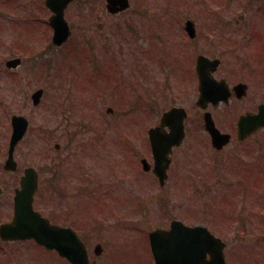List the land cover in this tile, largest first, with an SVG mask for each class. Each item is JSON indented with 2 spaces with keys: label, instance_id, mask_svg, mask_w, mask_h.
<instances>
[{
  "label": "rangeland",
  "instance_id": "rangeland-1",
  "mask_svg": "<svg viewBox=\"0 0 264 264\" xmlns=\"http://www.w3.org/2000/svg\"><path fill=\"white\" fill-rule=\"evenodd\" d=\"M74 1L75 3L65 13V19L72 29V36L66 47L61 49L49 47L51 31L48 27L44 30L36 29L30 33L33 34L30 36V42L32 46L36 45L41 50L39 62H45V65L42 64L38 69V66L35 67V64H31L28 68V63L34 59L38 60V58L31 57V61H26V64H22L16 70L15 74L20 77V83L13 87L10 86L8 73L6 74L0 68V168L6 158L7 142L10 134L9 118L12 114L22 113L27 117L30 124L25 139L15 152L18 171L15 172L14 179L17 182L18 172L21 173L24 167L33 166L39 173V189H43L45 181L49 180L50 177L55 178L59 175L56 163L62 156L66 159L65 171L69 166L78 165L80 161L84 160L82 161L84 165L77 172V175L79 177L86 175L89 169L85 160L89 161L87 159L89 155L88 152H79V150H85L86 145H100V142H106L107 140L117 141L120 138V132L114 130L109 135L111 132L102 130L105 129L106 125L120 124L123 121L124 113L121 115L118 112L129 109V112H126L124 116L127 120L124 121V125L127 128L130 126L133 130H127V136L138 134L136 133V126L139 122L145 135V129L158 124V120L164 111L175 104H184L188 110L186 124L193 129L190 133L194 134L187 140L185 148H188L190 140L195 141L192 149L193 154L187 159L201 161V167H206L215 161L216 167H221V170H223V175L219 177L220 179L207 177L206 174L209 169L203 168L204 170L200 171V174L197 173V176L203 178L198 177L189 179V181L185 178L180 179L178 171L172 173L177 168L176 163L180 158V154H178L174 156L171 164L170 193L168 189L158 188L156 184L153 188L150 183L148 184L147 179H144V182L150 188L142 195V211L138 210L140 206L138 207L136 204L134 206V202L127 205L126 202L123 203L125 198V201L128 200L129 195L126 197L123 195V201L120 196L112 197L114 202L119 203L114 205L111 201V206L116 207L114 209L116 216H111L117 219L119 224L116 225L117 222L113 228L105 229L108 232L104 233L106 237L104 240L108 242L105 243V249L112 259L108 264H148L150 260L147 253V233L157 227H168L172 220H179L187 225H206L213 231L214 235L220 236L227 246L225 250L227 264H264V242L261 241L264 239L262 237L264 236V227H257L251 222L249 224L241 223L239 227L232 225V228L215 226V220L219 216L221 217L220 220L227 221L230 224L232 220L236 219L234 215H238L239 206L244 204L240 182L244 181L247 175L253 172L251 167L246 165H253L256 169L264 167V133H256L244 145L231 143L217 153L213 152L207 139L206 142L200 140L203 133L196 127L201 121L200 111L194 104L196 101V83L194 77L188 79L193 64L188 63L190 56L184 45L188 42L192 52L210 53V55H213L212 57H218L222 60L216 73L218 77H227L230 82L234 81L239 75L246 77L247 74H244L239 63L242 54L239 50H234L233 43H231V40L239 43V36L234 35L225 38L228 40H226L227 46L233 49L230 52L225 46L221 50L215 48V46H210L208 38H200V35H202L201 31L213 33L209 28L218 26L230 28L233 31L235 30L236 33L237 30H249L252 24L262 27L264 25V10L262 9L264 0H254V2H248L247 0H212L207 3H202L199 0H150L151 3L143 2V0H129V8L115 16H111L106 12L104 0H93V2H90L92 8L89 7L88 10H86L84 0ZM32 2L33 0H31ZM28 3H30V0H7L6 3H0V11L2 13L8 11L9 15L11 14L5 17L6 19H3L2 23L9 27V24L15 23L14 15H17V13L29 20L27 12L28 9L30 10V5ZM34 7L35 13H40L38 15L41 17H47V13L46 15L42 13V7ZM252 7H254V13ZM141 11H144L143 15H140ZM87 12L90 17H83L86 16ZM233 16L237 18L236 24L231 20ZM7 18H10V23H7ZM187 19L195 23L196 37L193 40H189L182 31L184 21ZM20 28H22L21 25ZM25 35H18L17 29H6L3 32V35L0 36V42L2 43L0 61L13 53L10 46L13 43L18 50L29 45L28 35ZM198 40H200L199 43ZM76 44H84L86 48L92 50L94 55L92 65L96 67L100 64L98 68L100 73L108 70H112L117 74L120 73L126 82H131L133 86L135 81H140L138 82L139 85L136 86L139 94L136 95L139 98H134L135 87L132 88L133 91L130 94L127 92L119 96L113 90H107L111 84L106 86L102 83L98 87L96 80L94 93L89 94L88 88H84V92L81 88V81H73V78L80 75L81 68L79 67L85 65H87V68L89 67V60L84 58L83 61L74 62L78 55L67 51H70V46L73 47ZM14 51L18 52L17 50ZM184 57L186 63H184ZM63 60L66 61L64 62V75L66 77L58 72L57 67V62ZM229 60L238 63L233 64ZM253 60L255 61L254 56ZM182 63H184V66L181 65ZM177 64L180 65L176 67ZM257 64L258 62L253 65L258 66ZM260 64L264 66L263 61ZM141 68H143L142 73H145L144 77L139 73ZM170 68L174 70L171 77ZM255 74L250 73L249 76V95L251 99H254V102L247 99L240 106L237 105L238 111L242 110L244 106H251L252 103L256 106L260 102H264V84L261 81L256 83V79L252 78ZM98 80L101 79L98 77ZM60 83H62V86H60ZM172 86L173 88L170 91ZM38 87L45 91L40 105L33 108L30 101L27 108L22 111L25 99ZM72 89L76 90V94L84 97L83 99L90 107L83 110L73 109L72 107L75 106V91L72 92ZM123 95H126L125 98H123ZM179 95L184 98V101L178 98ZM119 97L123 99L120 101ZM107 107L113 109L111 115L106 114ZM135 108H139L137 113L134 111ZM120 115L121 120L119 119ZM137 118L141 120L135 121ZM79 125H84L82 129L89 127L91 130H78ZM95 130H100L97 132L100 136L96 134ZM56 144L59 145L58 150L54 149ZM77 145H80V147H74ZM112 147L113 144L110 145L111 149ZM110 148H107L109 151L107 155L103 152L104 148L100 149V152L98 150L95 153H90L91 155L102 154L108 157L104 163L111 161V166H113V162L120 161V158L116 154L117 151H112ZM68 155L72 156L69 157ZM79 156L85 158L74 160ZM184 159L186 160V155ZM149 161H151L150 158ZM246 161L247 163H244ZM99 163L97 162V165L101 166ZM242 165L245 167H242ZM216 167H214V171H218ZM102 170L107 174H119L118 169L115 168L100 169V171ZM134 170L139 174H143L138 164ZM60 171L61 167L59 173ZM226 182L229 184L226 185ZM254 184L255 202L264 204L263 177L255 179ZM72 187V193H75L76 186L73 185ZM202 188L207 189V191ZM200 191L204 192V196L201 198L199 197ZM37 195L42 196L39 191ZM130 196L135 197L132 194ZM63 197L49 195L48 198L51 199L49 205L56 207L60 204L59 200H63L62 204L66 206L63 210L72 209L76 211L77 209L78 214L80 212L84 215V218L79 215L78 222L75 220L78 228L82 229L83 222L91 220L89 216L91 207L88 206L90 201H86L87 199L82 196H67V198H70L64 202L66 198ZM210 201L214 203L212 204ZM118 204L120 207H118ZM6 214V211L0 213V221L7 217ZM257 243L260 244L257 245ZM254 246H256V249H254ZM121 251L126 252V258L124 262L118 263L115 258ZM30 253H33V248L30 249ZM46 253L34 252L31 254L28 264H63L53 254ZM34 254L38 255L35 256ZM24 263L26 264V262Z\"/></svg>",
  "mask_w": 264,
  "mask_h": 264
},
{
  "label": "flooded vegetation",
  "instance_id": "flooded-vegetation-1",
  "mask_svg": "<svg viewBox=\"0 0 264 264\" xmlns=\"http://www.w3.org/2000/svg\"><path fill=\"white\" fill-rule=\"evenodd\" d=\"M13 1V0H11ZM84 5L86 7V10L90 9L89 7H91L90 2H93V0H84ZM7 0H0V3H6ZM29 2V1H28ZM75 3V1L73 0L66 8L64 13H66V10H68V8ZM30 6V10L28 9V16H29V20L26 19L25 16H21L19 15V13H17V15H14L15 23L9 24V27L6 26L5 23H2L3 19H6L5 17L10 16L8 11L5 13H2V11H0V36L3 35V32L7 29V30H14L17 29V33L18 35H23L26 34L25 36H27V41L29 45H23L25 46L23 49L21 48L20 50H18L17 48L14 47V43L11 46V50L13 51V53H11L9 56L4 57L1 61H0V66H3L5 64V61L8 59H14V58H18L20 60V66L18 68L21 67L22 64H26V61H31L30 57V36L32 34L31 31H35L36 29L38 30H44L47 26V18L50 16V11L47 9V7L45 6V0H33V2L28 3ZM5 5V4H3ZM34 6H38L39 8L42 7V13L44 15H46L47 13V17H41L40 13H35V7ZM1 7V6H0ZM105 7V5H104ZM92 8V7H91ZM8 13V14H7ZM22 17V18H20ZM86 18H89L90 16L88 15V12L86 14V16H83ZM19 19V20H18ZM11 20L10 18H7V23H10ZM21 27L23 28H20ZM30 28V29H29ZM19 30V31H18ZM30 30V31H29ZM24 31H26L24 33ZM202 35H200V38H204L206 37L205 33L202 32ZM200 42V40H198V43ZM1 42H0V47H1ZM14 50H17L18 52H15ZM203 55H208L210 57H212L213 55H210L209 53L203 54ZM213 58V57H212ZM216 58V57H214ZM191 65L195 63L192 62V57L190 55V60L189 62ZM187 63V64H188ZM30 63L27 64V67L29 68ZM192 67V66H191ZM17 68V69H18ZM193 70H190V76L189 78H193L195 80L196 83V98L198 95V80H197V76L194 72V74H192ZM16 70L11 71L10 74H15ZM217 73V72H216ZM215 73L214 78L216 80H221L224 79L228 86L230 88H232L233 85H235L236 83L239 82H244L247 84L248 89L245 92V95L243 97H236L235 94H231L228 98V100L226 102H222L219 104L214 105L213 103H208L205 110H200V124L196 125L197 128H199L201 130V132L203 133L201 135V141L203 140L204 142H206V139H208V135L206 134V132L204 131V126H203V114L208 111L211 114V117L214 121V124L216 126V128L221 131V132H227L230 135H232V133L236 134V123L237 120L239 118V116L247 114V113H255L256 112V108L258 106V104L255 106L254 103V99L250 98L249 95V89H250V74H247L246 77H242V78H238L235 81H233L232 83L228 81L227 77H218ZM14 77V76H12ZM171 77V75H170ZM20 79V77H18ZM252 78L256 79V83H259V81H262L264 84V76L262 79L253 76ZM104 79L106 80V86L110 85L111 83L109 82L108 79V75H105ZM171 79V78H170ZM187 79V82L189 81ZM123 85L122 82V77H116L114 76L113 81L111 86L108 87L107 90H113L114 92H116L118 94V89L120 86ZM171 86V85H170ZM173 86L170 88V91L172 90ZM260 90V88H258ZM106 92V90H105ZM263 93H264V87H263ZM178 98H181L184 101V98L181 97L180 95L178 96ZM177 98V99H178ZM252 101L251 106H244V108L240 111L237 110V105L240 106L244 101L246 100ZM29 100H30V94L27 96V98L25 99V102L23 104V110H25L27 108V106L29 105ZM181 100V101H182ZM179 101V102H181ZM261 103V102H260ZM195 104V103H194ZM264 104V102H263ZM172 107H182L185 112H186V117L184 119V138L182 140V144L180 147L178 148H173L172 149V154H171V162H173L174 156L180 154V158L179 161L176 163L177 169L180 170V165L183 162V159L185 158V155L187 154V152L189 151V149L193 146L194 144V140H190L188 142V148H185V144L187 142V140L190 138V136H194V134L190 133L191 129L187 124V117H188V110L186 109V106L184 104H175ZM124 126H121L120 124H112V125H106L104 131H108L111 132L109 133L112 134V132L115 130L117 132H120V138L116 140H114L115 142H112L110 140H107L106 142H100L96 145H86V149H80L79 152H88V160H85L87 162L88 165V169L89 171L86 172V175H81L80 177L77 175V172H79L80 168L83 167V163L82 161H80L78 163V165H72L71 167L69 166V168H67V170H64V167L66 165V159L64 156H62L60 158V160H58V162L56 163V169L58 171L57 177L53 178L50 177L49 180L44 182V188L43 189H38L37 191H39L42 196H38L37 194L34 196V206L37 207L41 213V215L43 217H45L46 219L49 220V222L51 224H56L59 225L61 227H68L71 228L74 232H76L78 234V236L82 239V241L84 242V244L86 245V249L88 252V256L90 259V262L96 261V264H108L110 260H112L110 258L109 252L105 249V243H108L107 241L104 240L105 235L104 233H108L105 229H110L114 227V225H118L119 221H117V219H114L111 215H115L116 216V212H114L112 209H115L116 207L112 208L110 207L111 201H113L114 205H116L119 202H114V200L112 199V197H118L120 196L122 198L123 201V195L126 197L128 196V200L123 201V203L126 202L127 204H131L132 202H134V206L135 204L140 208L141 206H143L142 204V195L143 193H145V191L148 190V188H150V186H152L154 188V185L157 184V180L156 178L152 175L151 172H146L143 175L139 174L138 172H136V166L138 164V161H140L143 157V154L149 153L150 152V148H147L146 146H144V142L148 141H144L142 138V128L141 125H137L136 126V130L138 134H135V139L134 140H127L126 136V130ZM109 128V129H108ZM116 128V129H115ZM118 129V130H117ZM122 132V133H121ZM262 132L264 133V129L258 130L256 132H254L251 136H249L248 138H246L243 141H234L235 143H237L238 145H243L245 144L253 135H255L256 133ZM123 136H122V135ZM200 142V141H199ZM106 143V145H105ZM113 144L112 149L110 148V145ZM76 148H79L80 145L74 146ZM83 148V147H82ZM104 148L103 152L105 153V155L108 154V149L110 148V150L112 151H117L116 154L118 155V157L120 158V161L117 162H113V166H111L112 162L108 161L107 163H104L105 159H108V157L103 156L102 154L100 155H94L91 153H95V151L100 152V149ZM183 149V150H181ZM188 149V150H187ZM181 150V151H180ZM91 152V153H90ZM114 154V152H113ZM69 157L72 155H68ZM149 156V155H147ZM151 157V156H150ZM84 156H79L76 157L74 160H80V159H84ZM97 162H100L99 165H97ZM102 162V163H101ZM18 163V162H17ZM104 163V164H103ZM86 165V166H87ZM139 166V165H138ZM61 167V171L59 173V168ZM92 167V168H91ZM118 169L117 172H119L118 175L111 173V174H107V172H104V170L100 171V169ZM92 169V170H91ZM18 171V168L16 171L14 172H0V211H6L7 214L6 216L8 217L10 212L13 210V200H14V195H15V191L18 188V184H19V179L21 177V173L18 172V179L16 182V179H14V174H16L15 172ZM83 174H85L84 172H81ZM145 177V178H143ZM202 177V176H201ZM144 179H147L148 184L150 183V186L148 187V185H146L147 183L144 182ZM73 185L76 186L75 189V193H72L73 191ZM166 186H168V190L170 192V164H169V168H168V176H167V183ZM164 187V186H163ZM161 187V189L163 188ZM134 195V199H129L131 196L130 195ZM49 195H55V196H64L63 198H66L64 200V202H66L69 198H67V196H82L85 199H87L86 201H90L88 206H90L91 208L89 209L90 211V217L91 220L89 221H85L83 222L84 226L82 229L78 228V219H79V215L81 218H84V215L82 213L79 212L78 214V210H72V209H65L66 208L65 204L63 203V200H59L60 204L57 205L56 207L50 206L49 204L51 203V199L48 198ZM87 196V197H86ZM89 197V198H88ZM137 198V199H136ZM84 202V201H83ZM39 207H38V205ZM122 206H124L122 204ZM60 207V208H58ZM118 207L119 204H118ZM56 208V209H53ZM65 211V212H64ZM95 211V212H94ZM0 212V213H1ZM93 212V213H92ZM6 217V218H7ZM8 220V219H7ZM6 220V221H7ZM77 220V222L75 221ZM93 222V223H92ZM110 235V234H108ZM109 241V240H108ZM110 242V241H109ZM92 243H94V245H92ZM96 245H100L97 248V253L98 255L95 253V246ZM32 248L31 246V241L30 240H19V241H4L0 239V264H25L24 262H26V264H28V260H30V256H32L30 253V249ZM37 249L39 250V252L44 251L43 247L38 246ZM55 253V252H54ZM35 256H37L38 254H34ZM126 258V252L121 251L117 254V257L115 258V260L118 261V263L124 261Z\"/></svg>",
  "mask_w": 264,
  "mask_h": 264
},
{
  "label": "water",
  "instance_id": "water-1",
  "mask_svg": "<svg viewBox=\"0 0 264 264\" xmlns=\"http://www.w3.org/2000/svg\"><path fill=\"white\" fill-rule=\"evenodd\" d=\"M70 0H46V4L51 6L55 15L51 17L50 24L54 29L52 42L59 46L64 43L69 30L63 19V8ZM111 4L110 12H116V5H121L124 9L127 3L124 0H108ZM192 23L186 22V28H191ZM218 62L210 61L205 57H198L197 71L200 80V96L198 105L203 101L214 99L218 101L223 98L219 92V84L209 75L204 74V70L210 68L214 71ZM242 85L235 88L242 90ZM41 91L33 95L34 104L40 98ZM178 109H172L165 112L161 117V125H168L173 133L179 132V138L182 137V118ZM239 138L242 139L253 130L264 127V107H259L256 115H247L239 120ZM206 130L211 136L212 144L216 148L225 145L229 137L220 134L213 126L209 115L205 116ZM26 129V123L21 118L13 120V134L10 142L9 159L6 162V168H11L12 151L15 144L22 137ZM159 128L149 130V138L155 157V166L159 168L158 174L162 178L165 175L167 166V154L170 151L172 142L169 136H160ZM37 174L33 168H28L21 179V190L16 193L14 218L11 223L0 226V237L2 239H24L33 238L38 244L44 245L47 249L56 250L61 256L66 257L71 264H89L86 251L83 244L69 229L51 226L46 220L32 210V196L36 188ZM150 246L156 264H225L222 250L223 243L212 237L205 228L187 227L178 221H173L168 231H154L149 235ZM210 256V260L205 261V255Z\"/></svg>",
  "mask_w": 264,
  "mask_h": 264
}]
</instances>
